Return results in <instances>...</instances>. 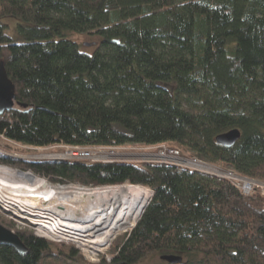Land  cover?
Wrapping results in <instances>:
<instances>
[{
    "label": "trees",
    "instance_id": "16d2710c",
    "mask_svg": "<svg viewBox=\"0 0 264 264\" xmlns=\"http://www.w3.org/2000/svg\"><path fill=\"white\" fill-rule=\"evenodd\" d=\"M7 19L18 21L21 41L6 33ZM82 32L102 36L91 54L70 37ZM1 62L16 103L27 105L0 113L8 139L32 147L167 144L264 179V0H0ZM234 128L241 137L233 146L216 143ZM0 162L55 181L154 191L112 261L98 264L153 254L181 256L175 264H264V195H245L228 178L158 162L2 152ZM0 223L12 229L2 216ZM17 233L26 252L0 245V264L83 262L75 247L55 252L32 230Z\"/></svg>",
    "mask_w": 264,
    "mask_h": 264
},
{
    "label": "built area",
    "instance_id": "2783aa9c",
    "mask_svg": "<svg viewBox=\"0 0 264 264\" xmlns=\"http://www.w3.org/2000/svg\"><path fill=\"white\" fill-rule=\"evenodd\" d=\"M0 136L3 137V135ZM6 139L20 147L40 152L39 156L42 158L51 157L53 159L85 162H133L140 159L138 156H133L128 150L136 147L135 145L73 146L55 144L50 147H32L8 138ZM162 147L164 150H160L158 153L154 151L155 146L147 147L152 149L153 152L145 154L144 158L148 159L149 162L177 163L178 165L198 161L204 162L198 158H190L191 160L183 158L178 148L164 144H162ZM55 149H59L60 151ZM47 151L54 152L50 153V156H46L48 155ZM0 167L11 169L21 178L29 179L26 180L27 182H23L28 185L25 188L27 189L26 193L11 190L0 185V216L10 221L13 232L17 233V231L30 229L36 236L44 238L50 243L72 245L77 250L83 251V256L93 262L98 261L103 254H106L113 241L121 233L127 232V235H129L136 225L134 224L131 230L120 232L110 226V232L107 233L108 231L104 228L105 224L101 223L99 218L96 219L94 217L86 221L83 217L85 214V201L82 200L81 193H90L95 190L100 191V189L111 192L112 189L123 185L93 186L63 179L55 181L32 169L20 168L2 162H0ZM229 171L232 173L230 174L232 177H229V179L236 184L243 194H250L256 185L255 183H257L256 186L263 193L261 182L240 177L236 175V172ZM234 179L238 180V182ZM241 180L248 184V188L241 185ZM124 185L140 186L130 183H125ZM71 207L74 208L76 214L70 212ZM107 234H112L110 239L105 237ZM91 235H94L93 239H98L95 244L88 243V238L90 239ZM109 258L110 256L107 255L106 259L108 260Z\"/></svg>",
    "mask_w": 264,
    "mask_h": 264
},
{
    "label": "bare ground",
    "instance_id": "6f19581e",
    "mask_svg": "<svg viewBox=\"0 0 264 264\" xmlns=\"http://www.w3.org/2000/svg\"><path fill=\"white\" fill-rule=\"evenodd\" d=\"M46 156H50V154ZM190 164L202 171H216V169L212 167L208 168L204 162L198 161L191 162ZM239 176L259 182L258 178L256 179L241 176V174H239ZM26 180L29 179L21 178L11 169L0 167V185L3 187H7L8 189L19 191L21 193H26L27 189L25 188H27L28 185L23 183L27 182ZM241 185L248 188V184L243 180H241ZM259 190L260 189L255 185L251 193L247 195H251ZM91 192L81 193V198L85 201V214L83 215L84 220L89 221L94 217H96V219L99 218L100 222L105 224L104 228L108 231L107 233L110 232V226L118 232L131 230L134 224H137L140 219L146 203V192L141 186L123 185L112 189L111 192L102 189H100V191L95 190ZM150 192L151 197L153 192ZM54 200H56V198H54ZM70 212L72 214H76L73 207L70 208ZM111 235L112 234H107L105 237L110 239ZM93 236L94 235H91L90 239L88 238V243H96L98 239H93Z\"/></svg>",
    "mask_w": 264,
    "mask_h": 264
},
{
    "label": "rangeland",
    "instance_id": "374dc122",
    "mask_svg": "<svg viewBox=\"0 0 264 264\" xmlns=\"http://www.w3.org/2000/svg\"><path fill=\"white\" fill-rule=\"evenodd\" d=\"M3 21H4V23L7 22V25L9 27L6 29V33L9 36H11L14 40L21 41L23 38L17 30L18 21L15 19H14L15 22L11 19H7L6 22H5V20H3ZM70 37H71V39L75 40L76 42H78L80 44L81 50H83L87 53H90V54L95 51V49L97 48V46L99 45V43L101 42V39H102V36L98 33L90 34L87 32L73 33ZM87 43H90V45H87ZM164 145L169 146L167 144H164ZM135 146L136 147H134L132 149H128V150L130 153H132L133 156H135V157L138 156L140 159L135 160L133 162H138V163L149 162L148 159L144 158V155L149 153V152H153L152 149L147 148L150 146H145V145H135ZM178 149L181 151L180 148H178ZM55 150L60 151L59 149H55ZM160 150H164L162 145L155 146V148H154L155 152L158 153ZM0 152L11 155L13 157L20 158V159H28V160H33V161L44 160V159H53L51 157L50 158H42L41 156H39L40 152L32 150V149L20 147L19 145H16L15 143L9 142L4 136L3 137L0 136ZM53 152L54 151H47L48 154L53 153ZM181 154H182L183 158H185V159L196 158V157L189 155L188 153H185L183 151H181ZM204 162H206V161H204ZM168 164H170V163H168ZM172 164L178 165L177 163H172ZM205 164L208 166V168L212 167V168L216 169V171L215 172L202 171V170L198 169L197 167H194L190 163H181L179 166L186 167L189 169H193V170H196V171H199L202 173L219 175L220 177H224V178H228V179H229V177H232V176H230V174H232V173H230V171L226 168H223V167L216 165V164H211L209 162H206ZM20 168H22V167H20ZM236 175H239V174L237 173ZM241 176H244V175H241ZM251 178H253V177H251ZM234 180H236V179H234ZM236 181L238 182V180H236ZM259 182H261V187L263 189L262 191L264 193V179H259ZM255 184L257 185V183H255ZM134 185H137V184H134ZM140 186L146 192V200H145V202H146L145 205H146L148 200H149L150 194H151V192H149L147 189H149L152 192H154V191L152 189H150L148 186H144V185H140ZM256 193H260L263 195V193L261 192V189L259 191H257ZM152 196H153V194H152ZM125 235H127V232L121 233V235H119L113 241L112 245L107 250L106 254H103L98 261L92 262V261L87 260L82 254L83 251L78 250L80 256H82V258H83V262L78 263V262H74L72 260L56 259V260L48 261L46 263L47 264H98L101 262L102 259H106L107 255L110 256V258L108 260L106 259V261L111 262L112 259L114 258V255H115L114 250L117 249V246L120 243V240ZM51 246L55 252L64 251L65 253H69L73 247L70 244H57V243H51ZM161 261H162V259H161L160 254H153V255L145 258L144 260H142L138 264H159Z\"/></svg>",
    "mask_w": 264,
    "mask_h": 264
},
{
    "label": "water",
    "instance_id": "95a60500",
    "mask_svg": "<svg viewBox=\"0 0 264 264\" xmlns=\"http://www.w3.org/2000/svg\"><path fill=\"white\" fill-rule=\"evenodd\" d=\"M16 105L25 108L27 107L26 104H23L21 102L16 103L15 85L8 77L6 68L3 62H1L0 63V113H3L5 111H11L15 108ZM240 137H241V131L237 128H234L217 135L216 143L223 147H231L239 140ZM151 198L152 196L145 205L142 214L145 211L147 205L149 204ZM0 245L10 246L14 248L18 253L26 252V246L22 242L18 233L13 232L11 229L5 227L1 223H0ZM161 259L169 263L175 264L181 262L182 257L173 254H163L161 256Z\"/></svg>",
    "mask_w": 264,
    "mask_h": 264
}]
</instances>
